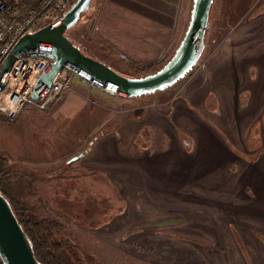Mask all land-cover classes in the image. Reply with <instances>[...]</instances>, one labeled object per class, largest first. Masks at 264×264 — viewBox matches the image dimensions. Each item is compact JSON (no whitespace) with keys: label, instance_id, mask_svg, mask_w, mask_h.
Listing matches in <instances>:
<instances>
[{"label":"rangeland","instance_id":"374dc122","mask_svg":"<svg viewBox=\"0 0 264 264\" xmlns=\"http://www.w3.org/2000/svg\"><path fill=\"white\" fill-rule=\"evenodd\" d=\"M126 1L109 0L101 8L99 0H93L65 35L85 55L123 76L139 77L143 76L139 68L171 57L187 28L192 0H178L176 9L133 8L145 11L130 19L134 30L127 29ZM95 10L98 18L97 13L93 17ZM169 26L176 30V41L158 58L156 44L164 40L154 38ZM127 30L137 39L131 47L123 43L133 52L139 50L140 57H131L130 52L131 59L122 60L118 43L103 39L106 33L119 36ZM226 52L228 59L240 63L233 67L249 79L260 74L264 78V0H213L196 65L164 90L117 97L71 74L63 98L49 110L28 106L15 119L0 112V152L16 170L45 180L37 196L44 201L43 208L55 210H49L50 215L67 214L68 219L60 216V234L73 240L81 264H236L237 244L238 257L246 259L250 253L256 258L243 239L254 237L264 246V224L248 225L263 222L264 181L246 185L237 170L254 166L256 176L264 179V111L248 113L245 144L230 142L226 149L212 136H220L216 129L203 119L202 90L185 85L208 77L213 64L225 74L230 60L215 59ZM232 76L235 79L236 73ZM240 88L234 85L231 96ZM252 88L249 92H258L254 82ZM85 146L91 148L90 154L67 163ZM233 168L231 184L226 182H231L229 177L220 185L214 183L219 171L226 176ZM222 208L227 215L217 211ZM240 209L252 222L235 217ZM148 213L163 216L151 220ZM164 228L178 229L163 233Z\"/></svg>","mask_w":264,"mask_h":264},{"label":"water","instance_id":"95a60500","mask_svg":"<svg viewBox=\"0 0 264 264\" xmlns=\"http://www.w3.org/2000/svg\"><path fill=\"white\" fill-rule=\"evenodd\" d=\"M93 0H77L61 18L58 26L47 24L23 34L0 64V89L16 56L30 50L42 53L49 62L34 85L32 96L39 100L50 87L53 75L63 68L76 77L117 97H137L164 90L182 79L196 65L204 48V36L213 0H192L189 22L171 57L153 73L126 77L103 62L82 53L65 32L74 27ZM86 151L70 157L67 163L82 158ZM0 261L2 264H42L33 244L14 214L9 201L0 192Z\"/></svg>","mask_w":264,"mask_h":264},{"label":"crops","instance_id":"0c3cea01","mask_svg":"<svg viewBox=\"0 0 264 264\" xmlns=\"http://www.w3.org/2000/svg\"><path fill=\"white\" fill-rule=\"evenodd\" d=\"M99 3L101 4V8H105L107 3H109V0H99ZM123 4L128 7L127 11H126V15L129 19V21H127V24H129V26L126 24V26H128L129 30H134V28H131L130 25V19L131 18H138L139 15L142 14L141 11L144 10H135L136 8L139 7H143L145 6H155V8L158 9V7L160 9H167V8H171V9H176L178 7V0H127L126 2H123ZM135 8V9H133ZM159 11V9H158ZM145 12V11H144ZM97 10H95L94 13V18L96 16ZM97 17L100 15V12L97 13ZM102 14V13H101ZM158 16V14H156ZM169 16V15H168ZM126 19V20H128ZM159 22V20H158ZM161 23H163L162 20H160ZM97 24V23H96ZM94 23V25H96ZM127 30L126 32H122L119 36L116 34L114 36L110 35V34H105L106 36H104L105 41H115L116 43H118L120 49H122L123 52H121V55H118L122 60L125 58H130L131 57H140L139 53L137 51L133 52L131 51L132 49L130 48L131 45L133 46V43L131 42L134 39H137L136 35L133 34V32L131 33V35L129 34L130 31ZM90 31L91 28H90ZM161 33L157 34L154 38V41H161L164 40L162 42H159L158 44V49H157V53H155V55H158L157 57L159 58L163 53H165L166 51H168L171 47L174 46V43L176 41V30H172L171 27L169 26V31L165 32L163 30H160ZM164 32V33H163ZM103 34V33H102ZM104 35V34H103ZM126 35V36H125ZM123 41L125 43H127L129 46H127L126 44L123 43ZM124 45V46H123ZM176 45V44H175ZM123 46V47H122ZM132 52L134 54L129 55V53ZM220 52V51H219ZM154 55V56H155ZM110 55H107L108 59H112V57H109ZM230 56L229 52H226V55L224 57H219L216 58L215 61L216 63L218 62V59H227L230 60V62L228 63V71L225 74H222L220 70H218V65L213 64V68L209 71V75L208 77H204L203 76V80H193L191 82L185 83L186 86H188L189 88L192 87H198L202 90L201 92V96H200V100H201V104L203 106V119H205L204 121L207 122V124L209 126H213L216 131L219 133L220 136L215 135L214 133H210L212 134V136L219 142H221V144H223L224 146H226V149L231 143H236V145L239 147L240 145H244L245 144V140L243 139V135H244V131H246V125L250 124V122H248V120L250 121L251 119L249 118L247 120L246 116L248 113H250L251 111H253V113L258 114L261 113L260 110L264 111V78H262V74H260V76H255L253 79H249L246 76V73H243L242 71H239V68H234L233 66L240 64L238 63L237 60H233V58H229ZM156 57V58H157ZM157 58V59H158ZM125 63L130 64V63H134L132 60V62L130 60H124ZM236 61V62H234ZM111 64L109 65H113L112 62H110ZM124 63V64H125ZM254 65V64H253ZM233 67V70L232 68ZM230 70V71H229ZM254 72V70H253ZM232 73H236V78L234 79L232 76ZM258 78V79H256ZM262 78V79H261ZM249 81V82H248ZM251 81V82H250ZM253 82L255 83V85L257 86L258 92L253 93V92H249L250 89L252 88ZM249 84L250 87L246 90H243L244 87H247ZM236 85L237 87H242L240 88L242 93H239L240 91H237V95L236 96H231V91L233 89V86ZM215 95L218 96L219 98V105L216 103V97ZM240 96V98H239ZM247 97L251 100L250 102H248ZM63 98V96L61 97ZM242 99V100H241ZM205 104L207 105L206 109H205ZM212 107H214V109H212ZM239 111L241 112V115L239 116ZM213 116H215L213 119H209L212 118ZM208 126V127H209ZM110 127V125L108 126ZM111 130V129H109ZM250 144H253L252 140L248 141ZM87 148V150H86ZM84 150L86 151V153L91 152V148H89L88 146L84 147ZM88 154V155H89ZM88 156H86L84 158L87 159ZM259 167H261L259 165ZM255 169L254 166H245V165H241L238 170L237 173L239 174L238 177L243 178V182L246 185H252V184H257L259 185L260 183H262L264 181V179L261 180V178L256 176V169L255 171H253V169ZM249 169L250 172H247ZM232 171H230V173L227 172V175L224 176V172L220 173V171L217 173V179H219V181H215V184L220 185V183L222 182V178L224 179H228L229 177V181L226 180V182L228 184H231L234 181V177L236 175L235 172V168L231 169ZM234 171V172H233ZM234 174H233V173ZM225 182V181H224ZM211 182H204L205 185L210 184ZM207 188V187H206ZM210 189V188H208ZM214 190L209 191L213 192ZM206 192V191H205ZM214 193V192H213ZM215 195V193H214ZM215 197V196H213ZM212 197V198H213ZM205 199H208L205 195ZM232 199V198H229ZM219 200V202L221 203V199H217ZM225 204L227 202H224ZM230 204V203H229ZM232 206L235 207L234 203H231ZM242 205H240V207L242 208L243 203H241ZM220 205V204H219ZM223 205V204H222ZM241 211L239 212H234L235 217H241L243 219L244 215L245 216H249L243 213L242 209H240ZM219 213H221L222 215H227L226 211L224 210V208L217 210ZM216 211V212H217ZM147 218H151V220L153 219V217H157V216H163L162 214L158 215V214H151L148 213V215H145ZM249 220V219H246ZM251 221V220H249ZM262 223H259L258 225L254 224L252 221L251 226H255L258 228L259 225L264 224V218L262 219ZM167 227H174V226H167ZM178 227V226H176ZM167 230L170 231H175L178 228H173L172 229H167L164 228L161 232H165ZM253 237V236H252ZM161 238H163L161 236ZM243 241L247 242V244H249V246H251L253 252L255 253L256 258H253L252 256H249L248 253H246L245 256L246 259L238 257V251L236 250L238 247L235 245L236 249L234 251L233 254H235L236 256V264H264V246L262 245V242L260 240H255V238L253 237L250 240H244ZM204 242V241H202ZM218 245V243H216ZM216 245V246H217ZM215 246V247H216ZM149 248V247H148ZM207 250V249H206ZM220 254V253H219ZM243 256V257H245Z\"/></svg>","mask_w":264,"mask_h":264},{"label":"built area","instance_id":"2783aa9c","mask_svg":"<svg viewBox=\"0 0 264 264\" xmlns=\"http://www.w3.org/2000/svg\"><path fill=\"white\" fill-rule=\"evenodd\" d=\"M76 1L0 0V64L23 34L47 24L60 25L61 18ZM48 62L37 50L16 56L0 89V112L8 119L17 118L28 106L47 111L60 97L72 74L67 68L53 75L49 89L39 100L32 98L34 85Z\"/></svg>","mask_w":264,"mask_h":264},{"label":"trees","instance_id":"16d2710c","mask_svg":"<svg viewBox=\"0 0 264 264\" xmlns=\"http://www.w3.org/2000/svg\"><path fill=\"white\" fill-rule=\"evenodd\" d=\"M167 59L162 58L157 63L139 70L143 75L153 73L162 67ZM43 181V178L34 174L16 170L8 156L0 152V192L9 201L14 214L30 238L36 258L42 264H81L73 240L60 234L63 231L60 219H66L67 214L62 211L61 214L57 213L59 216L50 215L49 210H55L50 207L43 208L44 201L37 196L42 189L39 184Z\"/></svg>","mask_w":264,"mask_h":264}]
</instances>
